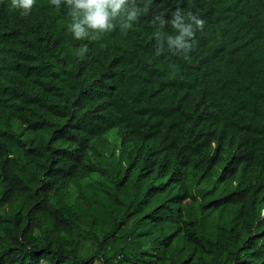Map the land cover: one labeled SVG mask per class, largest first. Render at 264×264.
<instances>
[{
	"label": "trees",
	"instance_id": "16d2710c",
	"mask_svg": "<svg viewBox=\"0 0 264 264\" xmlns=\"http://www.w3.org/2000/svg\"><path fill=\"white\" fill-rule=\"evenodd\" d=\"M10 5L0 264H264V0H152L98 41L69 35L63 5ZM189 5L206 26L187 58L157 55L154 17L175 35Z\"/></svg>",
	"mask_w": 264,
	"mask_h": 264
},
{
	"label": "clouds",
	"instance_id": "9594fccd",
	"mask_svg": "<svg viewBox=\"0 0 264 264\" xmlns=\"http://www.w3.org/2000/svg\"><path fill=\"white\" fill-rule=\"evenodd\" d=\"M6 2L7 0H1ZM11 8L19 10L22 16H28L36 0H8ZM57 8L62 5L67 20L64 23L69 35L76 40L98 41L104 33L112 32L119 26L121 32L132 28L133 23L149 10L152 0H143L141 7L137 0H50ZM159 22V28L154 33L156 38L157 55L164 51L165 45L183 58L194 47L196 30L203 32L206 26L205 15L189 5L187 14H182L178 9L170 21L175 35L162 31L169 23L163 14L156 15L153 23ZM86 46L79 49V54L87 52Z\"/></svg>",
	"mask_w": 264,
	"mask_h": 264
},
{
	"label": "bare ground",
	"instance_id": "6f19581e",
	"mask_svg": "<svg viewBox=\"0 0 264 264\" xmlns=\"http://www.w3.org/2000/svg\"><path fill=\"white\" fill-rule=\"evenodd\" d=\"M61 65H62V64H61ZM55 66L58 67V65H56V64H55ZM55 66H54V67H55ZM59 70H60V69H59ZM66 71H67V70H66ZM70 72H71V71H70ZM67 77H68V76H67ZM21 78H22V77H21ZM36 79H37V78H36ZM45 79H46V78H45ZM68 79H69V78H68ZM48 81H49V79H48ZM48 81H47V82H48ZM56 81H57V80H56ZM26 82H27V81H26ZM45 82H46V81H45ZM34 83H37V82H34ZM43 83H44V82H43ZM32 84H33V83H32ZM48 84H49V83H48ZM55 84H56V83H55ZM25 85H26V84H25ZM27 85H28V84H27ZM16 86H17V85H16ZM41 86H42V84H41ZM48 86H49V85H48ZM50 86H51V83H50ZM11 87H12V86H11ZM19 87H20V86H19ZM19 87H18V88H19ZM30 87H32V86H30ZM38 87H39V86H38ZM42 87H43V86H42ZM56 87H57V86H56ZM56 87L53 86V88H56ZM58 87H59V86H58ZM12 88H13V87H12ZM33 88H34V87H33ZM19 89H20V88H19ZM31 89H32V88H31ZM38 89H40V88H38ZM12 91H13V89H12ZM18 91H19V90H18ZM33 91H36V90H33ZM40 91H41V90H40ZM40 91H39V92H40ZM64 91H65V90H64ZM41 92H42V91H41ZM66 92H67V91H66ZM15 93H16V92H15ZM20 93H21V92H20ZM67 93H68V92H67ZM18 94H19V93H18ZM23 94H24V93H23ZM62 94H63V93H62ZM26 95H27V92H26ZM30 96H31V95H30ZM32 96H33V94H32ZM43 96H44V95H43ZM46 96H47V95H46ZM49 96H50V95H49ZM50 97H51V96H50ZM64 97H65V96H64ZM17 98H18V97H17ZM17 98H16V99H17ZM29 98H30V97H28V100H29ZM33 98H34V97H33ZM66 98H67V97H66ZM68 98H69V97H68ZM26 99H27V98H26ZM43 99H44V98H43ZM43 99H42V100H43ZM54 99H55V97H54ZM31 100H33V99H31ZM31 100H30V101H31ZM35 101H36V99H35ZM37 101H39V98L37 99ZM37 101H36V102H37ZM47 101H48V100H47ZM53 101H54V103H55V100H53ZM53 101L50 99V102H53ZM62 101H63V100H62ZM70 101H71V100H70ZM75 101H76V100H75ZM8 102H9V101H8ZM12 102H13V101H12ZM57 102H58V101H57ZM57 102H56V104H57ZM18 103H19V102H18ZM73 103H74V102H73ZM11 104H12V103H11ZM61 104H62V103H61ZM20 105H21V104H20ZM47 105H49V104H47ZM50 105H51V104H50ZM70 105H71V104H70ZM73 105H74V104H73ZM7 106H8V105H7ZM7 106H6V107H7ZM9 106H10V105H9ZM9 106H8V107H9ZM83 106H84V105H83ZM22 107H23V106H22ZM31 107H32V106H31ZM88 107H89V106H88ZM71 108H72V107H71ZM6 109H7V108H6ZM24 109H25V107H24ZM31 109H32V108H31ZM33 109H34V108H33ZM41 109H42V108H41ZM43 109H44V108H43ZM7 110H8V109H7ZM34 110H35V109H34ZM72 110H73V109H72ZM74 110H75V109H74ZM82 110H83V108H82ZM11 111H12V110H11ZM39 111H40V110H39ZM46 112H47V111H46ZM53 112H54V111H53ZM82 112H84V111H82ZM4 113H5V112H4ZM8 113H9V112H8ZM14 113H15V112H14ZM5 114H6V113H5ZM5 114H4V115H5ZM7 115H8V114H7ZM21 115H22V114H21ZM45 115H46V114H45ZM86 116H89V114H87ZM26 117H27V116H26ZM79 117H80V115H79ZM8 123H9V122H8ZM176 130H177V129H176ZM178 133H179V132H178ZM109 138H110V136H109ZM174 139H175V138H174ZM126 140H127V139H126ZM102 141H103V140H102ZM110 141H111V140H110ZM112 142H113V141H112ZM158 144H159V143H158ZM138 145H139V144H138ZM106 146H107V145H106ZM133 146H135V143H134ZM154 146H156V144H155ZM107 147H108V146H107ZM112 147H113V145H112ZM135 147H136V146H135ZM135 147H134V148H135ZM111 149H112V148H111ZM127 151L130 152L129 150H127ZM140 151H141V150H140ZM212 151H213V150H212ZM128 152H127V153H128ZM157 152H158V151H157ZM127 153H126V154H127ZM155 153H156V152H155ZM226 153H227V152H226ZM134 154H135V153H134ZM160 154H161V153H160ZM161 155H162V154H161ZM169 155H170V153H169ZM153 156H155V155L153 154ZM119 157H120V156H119ZM118 160L120 161V159H118ZM123 162H124V161H123ZM111 164H112V162H111Z\"/></svg>",
	"mask_w": 264,
	"mask_h": 264
},
{
	"label": "rangeland",
	"instance_id": "374dc122",
	"mask_svg": "<svg viewBox=\"0 0 264 264\" xmlns=\"http://www.w3.org/2000/svg\"><path fill=\"white\" fill-rule=\"evenodd\" d=\"M76 194H77L76 189H73L72 194H71V196H70V199L73 200L74 197L76 196ZM42 264H48V263H47V262H44V263H42ZM94 264H100V262L97 261V262H95Z\"/></svg>",
	"mask_w": 264,
	"mask_h": 264
}]
</instances>
